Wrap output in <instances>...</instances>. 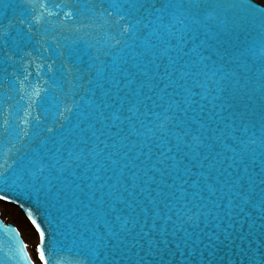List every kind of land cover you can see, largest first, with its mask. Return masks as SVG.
Masks as SVG:
<instances>
[{"label":"water","instance_id":"95a60500","mask_svg":"<svg viewBox=\"0 0 264 264\" xmlns=\"http://www.w3.org/2000/svg\"><path fill=\"white\" fill-rule=\"evenodd\" d=\"M259 4L0 0V195L31 210L46 255L55 246L63 264H137L166 238L206 256L216 245L211 264H256ZM226 233L231 249L215 239ZM0 264H31L1 220Z\"/></svg>","mask_w":264,"mask_h":264},{"label":"snow or ice","instance_id":"6c2138e0","mask_svg":"<svg viewBox=\"0 0 264 264\" xmlns=\"http://www.w3.org/2000/svg\"><path fill=\"white\" fill-rule=\"evenodd\" d=\"M199 0H190V3H197ZM132 7H136L135 4L132 5ZM148 7L155 8V4L152 3L150 5L146 3H140L139 8L147 10ZM157 11H160L161 9H156ZM66 15H71V13H67ZM108 15H113V13H108ZM118 17V22L120 20H124L126 17L123 15H120L119 13H116ZM179 23H183L182 20L178 21ZM133 28V25L126 24L122 28L123 34H128ZM4 35H7V32L4 33ZM184 37L181 36V40H183ZM117 44L120 43V41H116ZM70 111V109H69ZM161 129L163 130L166 126L164 124L160 125ZM48 131H52V129H48ZM7 163V161H5ZM261 204L260 208L257 209V211L261 212V215L259 217L261 224L260 227L262 230H264V178L261 179ZM0 191H3L4 193L8 192V189H0ZM0 201H9L11 202L10 196L0 195ZM23 207V205H21ZM29 220H31L32 224L35 225L37 232L40 236V243L37 247L36 251L39 254V261L41 264H63L62 260L58 256V251L55 246H52L51 249L48 250L47 255L45 253L44 243H45V232L41 229V226L37 224L36 220L33 218L31 210L27 213ZM177 221H183V216L179 213L176 214ZM169 221H171L173 224H175L177 221H172V217H167ZM187 221H191L192 224L190 226L196 227L199 225L200 222V216H187ZM178 230H183L182 225L181 228ZM166 235V230H165ZM262 235H264V232H262ZM216 241L219 244H223L224 241H227L228 243L225 245V247H228L231 249L232 245L235 244L236 238L231 236V233H226L224 235V239L221 240L220 236L217 235L215 237ZM241 240H243V237H240ZM160 243L164 244V248L157 247L154 252H150L149 259H145L143 256L140 257V260L137 262V264H211V259L215 257L217 251L219 250L216 245H209L208 247L212 248V251L207 253V256L203 251L197 252L195 247L188 248L187 246L181 247L180 244H172L170 243L166 238L161 240ZM26 247V246H25ZM239 251H243V248L240 246H237ZM257 256L259 259L256 261V264H264V244H262L261 247H258L255 250ZM222 258V257H221ZM75 264H88L87 260H77Z\"/></svg>","mask_w":264,"mask_h":264},{"label":"rangeland","instance_id":"374dc122","mask_svg":"<svg viewBox=\"0 0 264 264\" xmlns=\"http://www.w3.org/2000/svg\"><path fill=\"white\" fill-rule=\"evenodd\" d=\"M257 3L264 4V0H254ZM0 211L5 221L11 223L22 234L24 242L32 258L37 261V237L22 213L15 207L0 203Z\"/></svg>","mask_w":264,"mask_h":264}]
</instances>
